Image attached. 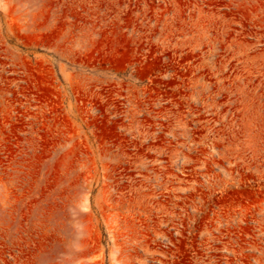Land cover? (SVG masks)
I'll return each instance as SVG.
<instances>
[{
    "label": "rangeland",
    "instance_id": "374dc122",
    "mask_svg": "<svg viewBox=\"0 0 264 264\" xmlns=\"http://www.w3.org/2000/svg\"><path fill=\"white\" fill-rule=\"evenodd\" d=\"M0 264H264V0H0Z\"/></svg>",
    "mask_w": 264,
    "mask_h": 264
}]
</instances>
